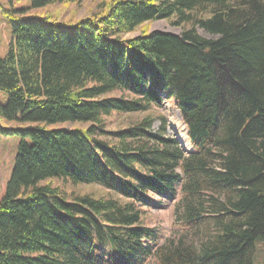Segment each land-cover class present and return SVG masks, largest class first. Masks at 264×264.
I'll return each mask as SVG.
<instances>
[{"label":"trees","instance_id":"trees-1","mask_svg":"<svg viewBox=\"0 0 264 264\" xmlns=\"http://www.w3.org/2000/svg\"><path fill=\"white\" fill-rule=\"evenodd\" d=\"M60 1L75 0L31 3ZM22 11L9 15L0 57V118L26 124L0 126L20 140L0 199V264H254L264 249V0H99L68 21ZM157 20L184 30H151ZM167 100L190 153L166 135ZM113 114L139 117L109 131ZM152 196L176 198V225L198 242L158 244Z\"/></svg>","mask_w":264,"mask_h":264},{"label":"rangeland","instance_id":"rangeland-1","mask_svg":"<svg viewBox=\"0 0 264 264\" xmlns=\"http://www.w3.org/2000/svg\"><path fill=\"white\" fill-rule=\"evenodd\" d=\"M99 0H75L71 3V6H66L64 1L57 2L54 6H46L42 8H36L32 6L31 0H0V57H5L10 48V43L12 41V31L10 28L9 15L13 13L14 10H23L21 14L25 15H38V16H48L52 15L54 18H60L65 21L70 19L78 20L89 16L92 9L95 8ZM81 4V5H79ZM44 11V12H43ZM188 27L187 25H185ZM151 30H162L175 34H182L184 30L183 27H178L172 25L167 20H157L152 23ZM200 34L205 38H216L217 36L209 34L203 29H198ZM141 32H134L127 34L125 37H134ZM5 51V52H4ZM8 93L0 90V104L6 105L8 102ZM160 114L164 115L167 122V136H174L178 139L181 144V148L185 153H190L193 151L192 145L189 140H185L188 136V130L183 122L181 113L176 107L173 101H165L159 110ZM139 114H113L107 118V129L106 130H116L119 128L129 126L133 120L137 119ZM161 120L157 119L154 122V128L159 130L161 128ZM74 123H68L66 127H73ZM86 124H80L84 127ZM0 126L5 129H15L24 128L26 124L18 121H10L5 118H0ZM183 137V138H182ZM19 135L14 133H5L0 130V199L5 194L6 183L10 178L14 167V160L18 150ZM180 170V169H179ZM181 171V170H180ZM61 184L64 187L74 188L75 186L70 185L68 182H59L57 180L53 181V185ZM81 188V193H90L96 196L103 195L107 189L97 187L94 184H82L78 185ZM99 190L98 192L96 191ZM107 195V194H105ZM176 198L170 197H157L152 196L151 203L149 206V218L147 220L148 226L155 230L157 237V243L163 244L172 238H183L184 241L194 242L197 241L193 239V235L190 233L188 228L176 225V214L175 205ZM178 235V236H177ZM145 243L148 245L150 242L147 240ZM154 248V245L152 246ZM254 264H264V249L261 245H258L257 252L255 253Z\"/></svg>","mask_w":264,"mask_h":264},{"label":"bare ground","instance_id":"bare-ground-1","mask_svg":"<svg viewBox=\"0 0 264 264\" xmlns=\"http://www.w3.org/2000/svg\"><path fill=\"white\" fill-rule=\"evenodd\" d=\"M43 12H44V11H43ZM4 52H5V51H4ZM154 72H155V71H154ZM134 99H135V98H134ZM182 138H183V137H182ZM185 140H189V139H188V136L185 137Z\"/></svg>","mask_w":264,"mask_h":264}]
</instances>
